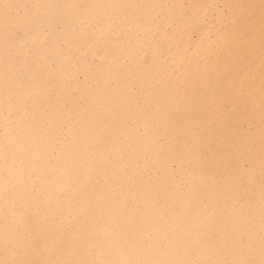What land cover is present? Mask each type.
Wrapping results in <instances>:
<instances>
[{
  "label": "bare ground",
  "instance_id": "6f19581e",
  "mask_svg": "<svg viewBox=\"0 0 264 264\" xmlns=\"http://www.w3.org/2000/svg\"><path fill=\"white\" fill-rule=\"evenodd\" d=\"M0 264H264V0H0Z\"/></svg>",
  "mask_w": 264,
  "mask_h": 264
}]
</instances>
